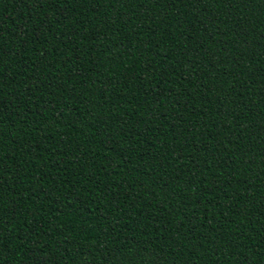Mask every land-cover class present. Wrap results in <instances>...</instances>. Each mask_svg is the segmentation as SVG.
Listing matches in <instances>:
<instances>
[{
    "label": "trees",
    "instance_id": "obj_1",
    "mask_svg": "<svg viewBox=\"0 0 264 264\" xmlns=\"http://www.w3.org/2000/svg\"><path fill=\"white\" fill-rule=\"evenodd\" d=\"M0 264H264V0H0Z\"/></svg>",
    "mask_w": 264,
    "mask_h": 264
}]
</instances>
